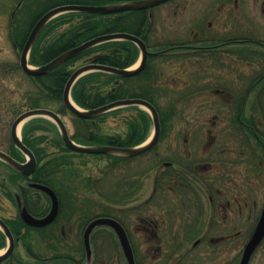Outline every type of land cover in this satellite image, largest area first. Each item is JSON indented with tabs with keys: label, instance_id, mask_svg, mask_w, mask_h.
Masks as SVG:
<instances>
[{
	"label": "rangeland",
	"instance_id": "374dc122",
	"mask_svg": "<svg viewBox=\"0 0 264 264\" xmlns=\"http://www.w3.org/2000/svg\"><path fill=\"white\" fill-rule=\"evenodd\" d=\"M35 1L0 0V149L5 151H8L11 146V125L21 112L30 108L31 103L28 100V91L34 88L33 81L23 71L22 67H20L22 49L14 45L17 40L14 37L13 28L25 23L34 8L33 6L31 7V4L42 5L44 2L50 0ZM211 1L171 0L148 10L151 13V19H148V22L151 23L149 48L150 51L158 53L154 58L153 65L156 73L159 75L157 83L163 89V95L160 97V105L164 113H166V117H169V126L164 134L170 138L168 141L173 142V145L169 147L165 139L163 143H160L159 148L162 149V152L166 151L164 153H168V155L171 154V151L168 150L167 152V147L169 149L175 147V149L184 148V157L195 155L196 149V155L202 158L205 156L204 151L208 148L207 141L210 140L209 135H229L232 131L231 117L234 110L224 103H221L225 96L218 97L215 95L214 90L202 89L210 81L219 82L220 85H228L227 82L232 78L231 74L233 73H227L226 68L228 67L226 64L230 68H238V64H240V68L244 69L245 74L244 76L235 75L234 77H238L240 84H244L246 89L252 83V79L256 77V73L261 67H264V57H262L263 60H260L254 56L255 59L258 58V61L255 62L252 61L253 55L250 54L246 55L247 60L245 58L244 61L235 59L234 56L228 54L226 51L227 54H224V59L228 62L222 65L220 63L221 60L214 61L209 57L193 55V51L189 49L176 48L167 52V55L159 52L162 51L164 48L163 44L165 43L179 44L180 42H187L193 45V38L196 36H207L206 34L210 33L220 36L240 33L264 38V0H241L240 5H236L234 2H227L226 0H214V4L216 1L218 2L214 7H212L213 5L211 6ZM20 4L21 8L18 9ZM228 10L232 11L230 19ZM244 16H246L248 24L242 26L237 23L240 27V31H238L236 28L237 25L233 24L231 20L232 18L237 19L238 17L243 20ZM211 24H213L214 33L211 31ZM67 25L62 24L57 29H63ZM49 36L47 37L49 38ZM80 64L81 60L75 64V67H78ZM227 74L229 75L228 78L225 76ZM263 84L264 82L260 83V86L254 91H251L249 95L251 96V100L253 97H256L257 93H259L257 91L258 88L262 87ZM258 100L259 102H253L255 106L250 101L245 113L252 120L254 119L253 121H259L261 127L264 129V110L262 109L264 108V104L261 105L260 98ZM60 108L61 103L57 102L53 105V109L55 110ZM141 109L145 110L144 108ZM61 114L70 132L74 134L77 131L74 116L68 111L61 112ZM137 114V110L134 108H123L117 113H111L104 121L100 122V130L103 132H120L124 134L129 128L127 119ZM26 123L23 124L24 126L22 125V137H24ZM46 124L48 129L38 130V135H59L56 126L49 124V122ZM245 129V133L250 135L247 132V128ZM154 130V122L151 119L149 134H153ZM185 135H193L194 137L193 145L190 146L193 155H189L191 152L188 150V146H180L174 140ZM251 137L253 139L255 138L253 136ZM221 138L219 145H215L213 148L223 147ZM251 142L253 143H251L252 147L255 149L258 141L251 140ZM46 143L45 141L43 145ZM57 150L58 148L56 146L49 145L48 153L51 154ZM250 150L252 149H248L247 145L244 160H241L239 163H234L231 173L233 179L237 180L238 184H240L239 193L245 197L247 202L244 207L243 217L240 220L241 225L238 227V229H243L242 232L239 235L232 234L227 236L225 240L218 243H212L210 241L211 238L219 237L220 234L217 233L221 232L222 229H217L215 231L216 234L206 235L209 220H205L203 222L206 225L201 234L199 232L198 235L162 236L165 247L163 253L156 251L157 246L155 245L159 242H144L142 250L146 246L149 262L155 264H162V261H171L172 263L186 262V264H194L193 262L196 264H239L243 246L250 238L251 233L249 227L254 223L253 216L249 213L255 208V201L258 202L257 208L264 206V167L261 171L258 168H254L253 152L255 150L253 152ZM233 154L235 155L232 157L237 159V154ZM260 154H262L260 157L264 158L262 151H260ZM71 159L72 165L68 169V176L70 178L69 180L76 187L77 197L80 200L79 206L88 211L90 215L96 212L101 213L104 207H108V209L122 219L127 220L129 216V219L132 221V228H136L140 222L139 214L136 212L127 214L124 210L127 211L128 207L134 205H137L134 207L139 208L140 205H138V202H140V198L135 201H130L129 197L125 196V193L129 188V184L134 182L136 187L135 196L140 195V186L141 189L147 186V195L150 196L152 194L158 169L155 155L149 153L129 160H113L103 155L87 156L86 154H73ZM213 165L219 164L214 163ZM216 173L218 174V171ZM96 183L97 185H94ZM237 190V188H230V193L233 191L237 192ZM168 195L172 197L175 194L170 193ZM43 197L45 199L47 198L44 194ZM245 200L243 199V201ZM0 213L6 217L14 216L18 213L15 202L7 196L1 185ZM164 213L166 211L156 209L155 205L152 204L148 215L162 220V218H165ZM130 214L132 215L131 218ZM232 217L228 220L229 224H233V220H236ZM168 218L169 216L167 214V223ZM177 221V226H174V232L183 233L185 228L191 227L182 217H179ZM221 222L218 221L219 224ZM61 225L62 223L60 222L59 226ZM85 227L81 231L84 232ZM170 227L172 226L170 225L167 228L170 229ZM219 227L221 228L223 226L219 225ZM34 231L26 241L24 239L19 241L11 259L0 264H21L18 260L19 257L31 262V253L29 252L31 246L29 244L40 254L45 255L52 252L42 234ZM66 232L71 238L75 237V235H72L74 230H71L68 226L66 227ZM81 237L83 238V236ZM81 237L77 236V240L80 242L82 240ZM199 238L202 241L198 246H194L195 241ZM172 242H176L175 244L178 246L177 252L174 251L173 253L170 246ZM99 244V248H94L95 264H125L122 252H120L119 248L116 249L113 246L110 235H103ZM77 245L79 246V244ZM5 249L6 247L1 252ZM172 254L174 256L170 257ZM84 264L89 263L86 261ZM251 264H264V242L257 249Z\"/></svg>",
	"mask_w": 264,
	"mask_h": 264
},
{
	"label": "trees",
	"instance_id": "16d2710c",
	"mask_svg": "<svg viewBox=\"0 0 264 264\" xmlns=\"http://www.w3.org/2000/svg\"><path fill=\"white\" fill-rule=\"evenodd\" d=\"M23 1L25 2L26 0ZM120 1L125 0H50L44 2L42 5L35 3L33 5L31 4V7L33 6L34 8L25 23L13 28V34L17 40L14 45L15 47L23 49L35 23L46 11L55 6L67 3L106 4ZM20 8L21 4L18 9ZM148 19H151L150 14L148 10L144 9L127 10L109 14L81 11L64 13L50 21L44 28L31 50L30 61L35 65H42L62 52L80 45L93 37L118 31L134 33L143 38L147 44L150 45L151 23L148 22ZM62 24L68 25L58 30V26ZM48 35H50L49 38L47 37ZM174 44L177 45L178 43ZM174 44H163V49H168L162 54L167 55L166 53L172 50L170 47ZM139 55L140 49L133 41L111 40L94 46L46 75L29 76L34 83L33 90L28 91V100H30L29 102L31 103L30 108H53V105L58 102L61 103V108L57 109V111L59 113L67 111L63 103L64 88L70 75L77 68L75 64L80 60L81 64L79 66L85 63L96 62L127 68L138 60ZM155 56L156 55H151L147 66L141 72L131 76H119L115 73L100 70L87 73L73 86V99L83 108H95L118 99L132 97L145 98L157 106L161 115L164 134L169 126V117H166V113H164L160 105V97L163 95V89H161L157 83L159 75L156 73L153 65ZM257 77L252 79V83H256ZM262 78L264 79V77ZM247 99L251 101V97ZM254 99L255 97L252 98V100ZM253 106H255L254 103ZM123 108H134L138 113L127 119L129 125L127 132L123 134L120 132L110 133L101 131L100 122L104 121L111 113H117ZM246 108L247 106L243 108L241 115L246 122L245 127L247 128V132L250 135H264V129L261 127L259 121H253L254 119L252 120L246 115ZM262 109L264 110V108ZM74 118L77 131L73 134V137L78 142L84 144L137 145L148 137L151 124L149 113L135 105L109 111L95 119L78 116ZM29 122L25 125L23 140L35 152L40 161L35 179L52 186L57 191L61 200L60 215L51 225L41 228L28 225L22 219L19 212L14 216L7 217L0 213V216L3 217L5 222L9 225L14 235L20 237L22 240L24 239V241L29 238L33 230L42 234L44 240L48 242L50 250L52 249V257L50 258L51 264H84L88 259L85 249L76 250L78 254L80 253L81 257H77V254H72L73 252L68 250L71 247H67L70 245L68 239L61 232V228L63 226H68L81 230L93 217L99 215L114 216L120 221H124L121 217L108 209V207L104 206H102L104 210L101 213H93V216H88L86 212L81 214L82 208L79 206L80 202L77 200L76 187L72 184L71 180H69L68 169L70 165H72L71 156L73 154L85 155V153L72 151L64 144L61 135H38V130L48 129L46 123L49 122V124L56 126L51 120L37 117L31 119ZM45 141L47 143L43 145ZM10 145V150L8 149V152L16 158L23 160V153L16 148L12 140ZM49 145L56 146L58 150L49 154ZM105 156L115 160L125 159L124 157L114 155ZM0 169V185L15 204L16 194L19 193L23 198L24 204L27 205L29 210L31 208V212L35 215H43L49 210V200L44 199L43 195L37 191V189H32L25 183V181L28 180L26 175L21 174L18 170L1 159ZM30 196L31 205L29 203ZM32 197H34V199ZM60 222L62 223L61 226H59ZM101 228L108 229L110 227L103 226ZM58 235H60V237H58ZM6 244L7 237L0 229V249L4 248ZM29 252L31 253V248H29ZM12 257L13 256L9 259ZM18 260L21 264H31L30 261L24 258L19 257ZM75 260H78V262H75Z\"/></svg>",
	"mask_w": 264,
	"mask_h": 264
},
{
	"label": "flooded vegetation",
	"instance_id": "af4514ba",
	"mask_svg": "<svg viewBox=\"0 0 264 264\" xmlns=\"http://www.w3.org/2000/svg\"><path fill=\"white\" fill-rule=\"evenodd\" d=\"M226 1L234 2L236 5H240L241 2L244 0L242 1L226 0ZM214 2H215L214 0L211 1V6L213 5L212 7L216 6L218 3L216 1V3L214 4ZM228 16L230 19V17L232 16L231 10H228ZM231 21L235 25H237V23H239L242 26L248 24L246 16H244L243 20H241L238 17L237 19L232 18ZM210 28L211 31L214 33L213 24H211ZM236 28L238 31H240L239 25H237ZM234 34L235 33L220 36V35H213L210 33V34H206L207 36H196L195 38H193V45L187 42H180L176 46L193 51V55L205 56L206 58L209 57L214 61L221 60L220 63L222 65L228 62L226 59H224L225 58L224 54H227V52L228 54L234 56L235 59L237 60L245 61L247 54L253 55L252 61L256 62L258 61L257 60L258 58L260 60H263L262 57H264V38L252 36V35L250 36V35L240 34V33H236L235 35ZM254 56L258 58L255 59ZM226 65L228 67L226 68L227 73H233L231 74L232 78L229 79V81L228 79H226L228 81L227 82L228 85H224V84L220 85L219 82L210 81L211 83L208 82L209 84H207L205 87H202V89L206 88L208 90L209 89L214 90L215 95H217L218 97L224 95L225 96L223 97L224 100H222L221 103H224L226 106H229L231 109L234 110L231 117L232 131L229 133V135H209L210 140L207 141L208 148L204 151L205 156L202 158L196 155V149L194 153L196 156L192 154V150L190 146L193 145V140H194L193 135H185L183 137L174 139L176 140V143H178V145L188 146V150L191 152V154L189 155H193V156L184 157L183 156L184 155L183 152L185 153V151L183 150L184 148L175 149V147L170 149L167 147V152L169 150L171 151V154L170 155H168V153L165 154L164 152L166 151L162 152V149L159 148L160 143H163L166 139L165 142L170 147L173 145V142L168 141L170 140V138L167 137L168 135H161L155 148H152L151 150L145 153L135 156H129L128 158H126L129 160L137 156L153 153L156 157V166H158L156 173L157 178L154 182L152 194L150 196L147 195V186L143 187L145 188L144 190L143 188L141 189L140 186L139 189L141 193L139 196H135L134 194L136 193V187L134 182H131L129 184L128 186L129 188L125 193V196H128L130 201H135L136 199L140 198V202H138V205H140L139 208L134 207L137 206L134 205L128 207L127 211L124 210V212H126L127 214L132 212L138 213L139 214L138 217L140 221L139 225H137V227L133 229L132 221L131 219H129V216L127 220L123 219L124 222L120 221L123 224L127 236L132 245L136 264H155L153 262L148 261L149 257L146 246L144 250H142L144 242L145 243L148 241L159 242L158 244L155 245L157 246L156 251L158 253H163L165 247L163 245L164 238H162V236L170 235L172 237H177L179 235H184V236H188L190 234L198 235L199 232L201 234L204 226L206 225L203 222L205 220L206 221L209 220L207 224L208 231L206 235L216 234L215 231L217 229H222L221 232L217 233L220 234L219 237L216 236L211 238L210 241L212 243H218L220 241H223L226 239L227 236H230L232 234L239 235L243 230V229H238V227L241 225L240 220L243 217L245 210L244 207L247 204V202L245 200V197L239 193L240 184H238L237 180L233 179L231 173L233 171L234 163H239L241 160L242 161L244 160V154L247 145H248V149H252L250 151L253 152V150H255L253 152L254 154L253 158L255 164L254 168L256 169L258 168L261 171L262 168L264 167V158L260 157L262 155L260 154V151L264 153V135H258V134L247 135V133H245L246 127H244L246 126V122L243 120V117L241 115L243 108H245L250 102V100H248L247 98L251 97L249 96L251 91H254L258 86H260L259 85L260 83L264 82V79L262 78L264 77V67H261V69L257 72L259 75L256 73V77L258 75L257 77L258 83L256 80V83H250V86L247 87L246 89L244 84H240L239 81L240 79H238V77L237 78L234 77L235 75L244 76L245 74L244 69L240 68V64H238V68L237 67L230 68L228 64ZM225 76H227V78L229 77L228 74ZM257 91L259 93H257L255 99L251 100V102L252 101L259 102L258 98H260V103L261 105H263L264 84L262 85V87H259ZM251 136L255 138L253 139ZM220 137H222L221 139H222L223 147L213 148V146L219 145ZM251 140L258 141L256 143L257 145L255 149L251 145L252 143ZM233 153L237 154V159L232 157L235 155ZM37 162H38V166L36 170L32 174L26 175L28 177V180H26L25 183H27V185L32 189H37L35 186L32 185L33 183L46 184L43 182H39L38 180L35 179L36 171L40 165V161L38 160V158H37ZM214 163H218L219 165H213ZM218 167L220 168L217 169ZM217 171L218 174L216 173ZM94 185H97V183ZM230 188H237L238 190L237 192L233 191L230 193ZM37 191H39L42 195L43 194L46 195L47 197L46 200L47 199L49 200L50 208L43 215H35L34 213L31 212V208L29 211L36 217H44L51 210V205H52L51 199L49 198L50 196L44 191L40 189H37ZM55 192L59 198V195L56 190ZM170 193H173L175 195L170 197L168 195ZM19 195L23 200L21 194ZM32 198L34 199V197ZM243 199L245 201H243ZM29 200H30L29 203L31 205V196L29 197ZM77 200L80 202L78 197ZM59 202H60V210H61L60 198H59ZM257 203H258L257 201L254 202L256 209L254 208L253 211H250L249 213L250 215L253 216L252 219H254V223H252L249 227L251 233L250 237L256 230V227L258 225V222L261 218L264 209V206L262 208H257L256 207ZM152 204L155 205L156 209H161L163 211H166V213L169 216L168 223H167L166 213H164L165 218H162V220L150 217L148 215ZM84 210L85 209H82L81 212L82 213L86 212L88 216H93V214L90 215L88 211L86 210L84 211ZM103 216L110 217L108 215H103ZM231 216H233L232 218L236 219L237 222L236 220H233V224H229L228 220L231 219L230 218ZM131 217L132 215L130 214V218ZM179 217H182L183 220H185L189 225H191V227L189 226L185 228L183 233L174 232L175 229L174 226H177L178 223L177 219ZM218 221H222V222L219 224ZM170 225L172 227H170V229L167 228ZM219 225L223 227L220 228ZM101 227L103 226L95 227L90 234V245H91L90 256H88L87 248L85 245L84 234L86 228L84 232L81 230L71 228V230H74L72 235H75V237L71 238L70 240L68 238L69 236L68 233L66 232L65 226L61 228V232L64 234L65 237H67L68 243L70 244L67 247H71L68 250L72 251L73 252L72 254H77L78 255L77 257H81L80 253L78 254L76 250L85 249V253L88 258L87 262L89 264H95L96 262L95 261L96 259L94 257V248L100 247L99 241L101 240L102 236L110 235L111 240L113 241V246L116 247V249L119 248L120 252H122L124 256L125 264H129V261L124 253L120 238L118 237L116 231L112 228L107 229ZM77 236L80 237L83 236V238L81 237L82 238L81 242L77 240ZM16 238L18 243L19 241L22 240L20 237H16ZM201 241H202L201 238L197 239L194 243V246H198ZM175 243L176 242H172V244L170 245L173 253L174 251L177 252L178 250V246ZM246 243L243 246L241 257L243 255ZM77 244H79V246ZM30 246H31V264H51L50 258L52 257V252H49L48 254L45 255L40 254L37 252V250L34 247H32L31 244ZM257 249L253 253L249 264H251L252 258L255 255ZM117 252L119 253V251ZM173 256L174 254L170 255V257ZM75 262H78V260H75ZM161 263L170 264L172 262L162 261ZM193 263L196 264L195 262ZM172 264H186V262L183 263L173 262Z\"/></svg>",
	"mask_w": 264,
	"mask_h": 264
},
{
	"label": "water",
	"instance_id": "95a60500",
	"mask_svg": "<svg viewBox=\"0 0 264 264\" xmlns=\"http://www.w3.org/2000/svg\"><path fill=\"white\" fill-rule=\"evenodd\" d=\"M168 0H128L124 2L118 3H108L103 5H90V4H64L56 6L49 11H47L36 23L34 26L21 55V66L22 69L31 75H42L47 74L50 71L54 70L55 68L61 66L62 64L68 62L74 57L79 56L80 54L86 52L87 50L97 46L101 43L111 41V40H131L135 42L141 49V59L140 64L135 68H119L116 66L105 65L102 63H88L79 68H77L70 76L69 80L66 83L64 89V103L66 106L77 116L85 117V118H92L103 114L109 110L128 106V105H139L143 106L148 109L151 113L153 122H154V134L144 143L133 146V147H121L115 145H83L75 142L71 137L68 127L64 122L63 118L54 110L49 108H34L28 111L21 113L13 122L11 133L12 139L15 145L23 151L27 156L28 160L26 162H21L14 158L9 153L0 149V159L7 162L9 165L14 167L15 169L19 170L22 174H32L37 168V159L33 151L23 142V139L20 135V128L24 122L28 119L36 117V116H45L53 119L60 128L63 140L65 144L78 152H86V153H106V154H115V155H122V156H132L143 153L151 148H153L161 136V120L158 109L156 106L147 99L134 97V98H126V99H119L113 101L111 103L102 105L97 108L92 109H84L76 104L72 97H71V89L75 82L83 75L87 74L88 72L101 70L107 71L111 73H115L119 76H131L139 73L142 71L149 59V55L151 52L148 49V46L144 39L139 37L136 34L130 32H112V33H105L96 37H93L84 43L74 46L60 55L56 56L49 62L40 65V66H33L29 64V53L32 47L34 46L39 34L43 30V28L55 17L71 11H81V12H88V13H99V14H108V13H116L126 10H136V9H147L150 7L157 6L159 4L165 3ZM33 186L42 189L43 191L47 192L51 199H52V207L50 212L44 217H36L32 213L29 212L26 206H23L20 196L18 195V205L21 209V216L26 223L32 226L40 227L50 224L55 220L58 216L60 203L59 198L56 192L49 186L41 184V183H33ZM99 225H109L113 227L122 244L124 253L129 261V264H136L135 263V256L133 252L132 245L130 240L127 236L126 230L123 224L113 218V217H97L93 219L87 226L84 234L85 238V245L88 251V255L91 254V245H90V234L93 229ZM0 228L5 232L9 239V245L4 253H0V262L7 259L15 249V238L7 223L4 221L2 217H0ZM264 240V209L261 215V218L258 222L256 230L250 237L249 241L247 242L244 252L240 261V264H249L250 259L257 249V247L262 243Z\"/></svg>",
	"mask_w": 264,
	"mask_h": 264
},
{
	"label": "bare ground",
	"instance_id": "6f19581e",
	"mask_svg": "<svg viewBox=\"0 0 264 264\" xmlns=\"http://www.w3.org/2000/svg\"><path fill=\"white\" fill-rule=\"evenodd\" d=\"M138 66V64H136L135 66H133V68H135V67H137Z\"/></svg>",
	"mask_w": 264,
	"mask_h": 264
}]
</instances>
